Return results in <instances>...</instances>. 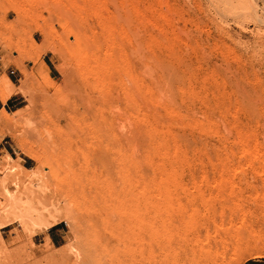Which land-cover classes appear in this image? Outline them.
I'll return each mask as SVG.
<instances>
[{
  "label": "rangeland",
  "instance_id": "rangeland-1",
  "mask_svg": "<svg viewBox=\"0 0 264 264\" xmlns=\"http://www.w3.org/2000/svg\"><path fill=\"white\" fill-rule=\"evenodd\" d=\"M58 3L79 13L84 59L62 45ZM262 63L264 0H0V264H96L106 237L99 264H264ZM70 68L98 85L112 70L131 94L108 124L62 123L83 139L60 150L45 118L71 108Z\"/></svg>",
  "mask_w": 264,
  "mask_h": 264
},
{
  "label": "bare ground",
  "instance_id": "bare-ground-1",
  "mask_svg": "<svg viewBox=\"0 0 264 264\" xmlns=\"http://www.w3.org/2000/svg\"><path fill=\"white\" fill-rule=\"evenodd\" d=\"M65 4H67V3H65ZM63 5V4H57V5H59V7H57V8H55L54 9V13H55V15L57 16V23L59 24L58 26H60V33H61V41H62V45L64 46V48H66V50L68 51V52H70L72 55H74L75 57H77V58H82V59H84V58H86V50L85 49H87V48H85V46H87V45H85V41H86V39L84 38V36H83V34H81V32H80V29H79V24L81 23L80 21V23H78V20H77V17H78V15H77V13H76V10L72 7V6H70L69 4L68 5ZM57 5H55V6H57ZM72 5V4H71ZM74 5V4H73ZM76 8V7H75ZM116 9V8H115ZM115 9H113V10H115ZM79 14V13H78ZM113 14V13H112ZM55 16V17H56ZM261 24V23H260ZM81 25V24H80ZM105 27V26H104ZM108 28V27H107ZM109 30V29H108ZM107 36H109V35H107ZM86 44H87V41H86ZM108 60V59H107ZM242 61V60H241ZM246 62V61H245ZM121 63V62H120ZM236 63H238V60H236ZM123 64H125V63H123ZM127 64H128V62H127ZM240 64V63H239ZM260 64V63H259ZM263 64V63H262ZM264 65V64H263ZM122 68H121V70L123 69V71H124V66H121ZM118 68V67H117ZM108 70H111V69H108ZM107 70V71H108ZM128 70V69H127ZM93 71V70H92ZM91 71V72H92ZM95 71V70H94ZM99 71V70H98ZM97 71V72H98ZM85 69H83V71L81 72V71H79L78 69H74V68H70V69H68V70H66V73H65V75H64V78H63V83L65 84L64 86H59L60 87V90H61V87L62 88H64V89H62L61 91H63L64 90V92H65V94L63 95V92H62V95L64 96L63 98H65V99H67V101L68 100H70V102H67V105L70 103V105H68L69 107L71 106V108H68V113L65 115L64 113H62V111H60V108L58 109V108H53L52 110H54L53 112H51L52 110H51V108H50V110L51 111H48L47 109H45L46 111H48L49 113H47L46 115L47 116H49V114H51V113H55V114H53V115H55L54 116V118L52 119L50 116H49V118L46 116V118H45V120L46 119H48V124L47 125H49V121L50 122H52V125H51V128L52 127H55L56 128V130L57 131H55L56 133H51V136H50V139H51V141H52V143L55 145V146H58V145H60V150H62V149H64L65 148V145H67L68 143L67 142H69V144L71 143V141H72V139H75L76 140V138H77V135H78V139H79V135L80 134H82V136H83V133H80V132H82L81 130H79V131H77L76 129H75V127H78V124L80 125L81 123H83L84 121L88 124H90V122L92 121V123H95L96 125H98L99 126V123H105L106 121H108V120H114V118H116L117 116H118V114H121L120 113V111H121V106L123 105L122 103H123V101H122V99L121 98H123V97H128L129 98V94H131L129 91H128V89L130 88V86L128 87V88H126L125 86H126V84L124 85V84H122V86H121V90L120 91H118V90H116L117 88H114V86L112 85V83L114 84V82H112V77H113V71L111 70V71H108V72H105V74H103V76L101 77L100 76V79L99 78H97L99 81H100V85H98L96 82V80H94L93 82L92 81H88V78L86 77V74H85ZM90 72V73H91ZM96 72V71H95ZM93 73V72H92ZM124 73H126V71L124 72ZM123 73V74H124ZM162 73V72H161ZM88 74V73H87ZM91 76H92V74H90ZM125 75V74H124ZM89 76V75H88ZM98 76V75H97ZM248 76V75H247ZM95 77V76H94ZM99 77V76H98ZM119 77V76H118ZM126 77V76H125ZM89 78H91V77H89ZM92 78H93V76H92ZM91 78V79H92ZM117 78V77H116ZM115 78V79H116ZM235 79H236V77H235ZM234 79V80H235ZM239 80V79H238ZM129 81V80H128ZM236 81V80H235ZM90 82H92L93 84H91ZM262 82V81H261ZM117 83V82H116ZM235 83V82H234ZM236 83H238V82H236ZM264 83V82H263ZM165 84V83H164ZM245 84V83H244ZM62 85V84H61ZM235 85V84H234ZM234 85H233V87H234ZM247 85V84H246ZM246 85H245V87H246ZM264 85V84H263ZM236 86H239V84L238 85H236ZM235 86V87H236ZM248 88H249V86H247ZM89 88V89H88ZM244 88V87H243ZM243 88H240V89H243ZM236 89H238V87H236ZM235 89V90H236ZM247 89V88H246ZM90 90V91H89ZM248 90H250V89H248ZM248 90H246V92H248ZM61 91H59L60 92V94H58L59 96H61ZM92 91V92H91ZM236 91H238V90H236ZM242 91H244V90H242ZM252 91H253V89H252ZM251 91V92H252ZM257 91V90H256ZM256 91H255V94H256ZM1 92V91H0ZM238 92H240V90L238 91ZM3 92H1V94H2ZM249 93V92H248ZM254 93V92H253ZM259 93V92H258ZM56 95V94H55ZM240 95H242V96H245V94L243 95V93H240L239 94V97H240ZM248 95V94H247ZM7 96V95H6ZM57 96V95H56ZM123 96V97H122ZM249 96H250V93H249ZM58 97V96H57ZM131 97V96H130ZM236 97H238V96H236ZM245 97H248V96H245ZM245 97H243V98H245ZM256 96H254V98H255ZM62 97L60 98V100L62 101V99H63ZM127 98V99H128ZM242 98V99H243ZM250 98L252 99V94H251V96H250ZM253 98V99H254ZM2 99L3 100H6V98H5V96L3 97L2 96ZM59 99V98H58ZM126 99V100H127ZM235 99V98H234ZM251 99H248V100H250L249 102H251ZM252 99V100H253ZM59 100V101H60ZM236 100H238V99H236ZM240 100V99H239ZM244 100V99H243ZM255 100V99H254ZM63 101H64V99H63ZM62 101V102H63ZM124 102H126V101H124ZM128 102V101H127ZM249 102H248V104H249ZM54 103V102H53ZM252 103V102H251ZM258 103V102H257ZM65 103H63V105H64ZM240 104H243V103H240ZM254 104V103H253ZM246 105V104H245ZM250 105V104H249ZM249 105H246V106H249ZM50 106V105H49ZM65 106V105H64ZM63 106V107H64ZM128 106V105H127ZM126 106V107H127ZM239 106V105H238ZM62 106H61V109L63 108ZM241 108L239 109L240 111L241 110H243L242 108V105L240 106ZM45 108V107H44ZM66 108V107H65ZM65 108H64V110L63 111H66L65 110ZM66 108V109H67ZM236 108H238V107H236ZM235 108V109H236ZM253 108V107H252ZM58 109V110H57ZM244 109H246V108H244ZM251 109V108H250ZM253 109H255V108H253ZM42 110V109H41ZM239 110H236V111H239ZM247 110H248V108H247ZM246 110V111H247ZM42 111H44V110H42ZM41 111V112H42ZM235 111V110H234ZM240 111L238 112V113H240ZM45 112V111H44ZM242 112V111H241ZM243 112H245V110H243ZM235 113V112H234ZM248 113V112H247ZM246 112H245V114H247ZM41 114H43V112L41 113ZM123 114V113H122ZM236 114V113H235ZM241 114V113H240ZM240 114H238L239 116H240ZM45 115V113L43 114V117H45L44 116ZM242 115H244V113H242ZM52 116V115H51ZM245 116V115H244ZM250 116V115H249ZM235 117V116H234ZM233 117V120L234 119H236V118H240V117H236V118H234ZM251 117V116H250ZM38 119H40V118H38ZM89 119V120H88ZM244 119V118H243ZM242 119V120H243ZM263 120V119H262ZM37 122H39V121H37V118H36V124H39V123H37ZM77 122H80V123H77ZM235 122V121H234ZM239 122V121H238ZM255 122V121H254ZM263 122V121H262ZM31 123H33V122H31ZM62 123H64V128H65V126L66 127H68L69 129H70V125H72V123H75V125H76V123H77V126H75L73 129H74V131L75 132H73V133H76V132H78L77 133V135L75 134V137L76 138H71L70 136H72V134H70V138H71V140L69 141V137H68V134L71 132V131H69V133L67 134V137L65 138V136H63L64 134H62V133H60L59 131H61V129L63 128L62 127ZM90 124V125H93V124ZM107 123V122H106ZM236 123V122H235ZM245 123V122H244ZM257 123H259V121H257ZM264 123V122H263ZM44 124V123H43ZM45 124V125H46ZM88 124V125H89ZM108 124V123H107ZM110 124V123H109ZM236 124H238V123H236ZM235 124V125H236ZM241 123H239V125H240ZM260 124H262V123H260ZM32 125V124H31ZM40 125H41V122H40ZM44 125V126H45ZM74 125V124H73ZM72 125V126H73ZM85 125V124H84ZM90 125H89V127H90ZM234 125V126H235ZM37 126V125H36ZM83 126V125H82ZM94 126V125H93ZM97 126V127H98ZM262 126V125H261ZM46 128H47V126H45ZM48 127H50V126H48ZM84 127V126H83ZM82 127V128H83ZM104 127V126H103ZM33 128H34V130H33ZM51 128H48L49 130H51ZM63 128V129H64ZM80 128H81V126H80ZM81 128V129H82ZM102 128V127H101ZM106 128V127H105ZM235 128V130H236V126L234 127ZM258 128L260 129V125L258 126ZM261 128H263L264 129V127H261ZM43 129H44V127H43ZM54 129V128H53ZM84 129H86V126H85V128ZM83 129V132H85V130ZM32 132L33 131H35V132H39V135L41 134L42 135V132L43 131H41L40 132V126H39V129L37 128L36 129V127L34 126V127H32ZM46 130V129H45ZM48 130V131H49ZM234 130V131H235ZM238 130H239V132H240V127L238 128ZM261 130V129H260ZM47 131V134L46 133H44L43 132V134H46L47 136H48V134H50L49 132ZM52 131H54V130H52ZM67 131V130H66ZM243 131V130H242ZM262 131V130H261ZM260 131V132H261ZM264 131V130H263ZM239 132L238 133H236V131H235V134H239ZM64 133H65V131H64ZM262 134H264V133H262ZM261 134V135H262ZM65 135H66V133H65ZM235 136V135H234ZM73 137V136H72ZM67 138H69L68 140H66ZM83 138H81L80 137V140H82ZM65 140H66V144H64V148H62V146H63V143L65 142ZM75 140H73L72 142L74 143V141ZM77 141V140H76ZM246 141V140H245ZM72 143V144H73ZM62 144V145H61ZM68 144V145H69ZM76 144H77V142H76ZM67 145V146H68ZM243 145V147L244 146H246V144L244 145V144H242ZM241 146V145H240ZM243 149V148H242ZM241 151V150H240ZM245 151V150H244ZM247 151V150H246ZM8 159H9V157H7ZM16 201V200H15ZM39 205L41 204V202L40 201H38L37 202ZM176 203V202H175ZM28 207L29 206H31V201H29V200H27L26 201V203H25ZM213 208H214V206H213ZM220 209V208H219ZM37 214V216H34V215H27L26 214V217L32 222V225H34V227H37L38 229H48L49 227H51L52 226V222H49V221H44V219L42 218V216H41V214L40 213H36ZM209 216V215H208ZM211 216V215H210ZM216 216H218V215H216ZM207 218V217H206ZM54 222V221H53ZM205 222H206V220H205ZM204 224V223H203ZM207 224V223H206ZM203 226H205V225H203ZM210 228V227H209ZM206 229V228H205ZM205 229H203V230H205ZM110 231V230H109ZM118 235V232H117V229L116 230H114L113 232H111V238L114 240H116L117 239V236ZM104 242V241H103ZM101 244H102V242H101ZM111 246H110V239L109 238H105V243H103V246H101L98 250H96L95 252H96V254H95V256H96V264H99L100 262L99 261H101L102 259H104V258H107V256L111 253ZM200 249H201V247H200ZM183 250V249H182ZM184 251V250H183ZM182 251V252H183ZM193 251V250H192ZM200 251V250H199ZM193 252H195V251H193ZM214 252V251H213ZM200 253V252H199ZM206 253V252H205ZM195 254V253H194ZM193 254V255H194ZM214 254V253H213ZM189 255H190V253H189ZM200 255H202V254H200ZM197 256V255H196ZM207 257H208V255H206ZM212 256H214V255H212ZM190 257H191V255H190ZM202 258V257H201ZM190 259V258H189ZM203 259V258H202ZM214 259V258H213ZM94 260V261H95ZM196 261H198V260H196ZM202 261V260H201ZM215 261V260H214ZM199 264H200V262H199Z\"/></svg>",
  "mask_w": 264,
  "mask_h": 264
},
{
  "label": "crops",
  "instance_id": "crops-1",
  "mask_svg": "<svg viewBox=\"0 0 264 264\" xmlns=\"http://www.w3.org/2000/svg\"><path fill=\"white\" fill-rule=\"evenodd\" d=\"M44 64L47 66V64L45 63V61H43ZM48 67V66H47ZM49 68V67H48ZM18 98H15V95H13L12 97H10L8 99V101L6 102L5 105L8 104H12L14 102L17 101ZM1 108H5V106L1 105ZM0 108V109H1ZM46 238L49 240L50 244L53 246V247H59L61 246V241L63 239L62 235H61V232L59 229L55 228V227H51L47 233H46Z\"/></svg>",
  "mask_w": 264,
  "mask_h": 264
}]
</instances>
